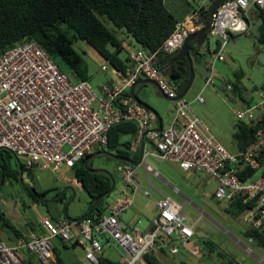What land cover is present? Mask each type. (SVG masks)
<instances>
[{
    "label": "built area",
    "instance_id": "obj_1",
    "mask_svg": "<svg viewBox=\"0 0 264 264\" xmlns=\"http://www.w3.org/2000/svg\"><path fill=\"white\" fill-rule=\"evenodd\" d=\"M195 3L194 10L176 24L174 33L157 52L136 49L129 54L125 73L115 70L121 84L104 85L101 96L86 81H77L65 74L36 41L25 42L0 54V150L7 149L21 162L27 172L59 171L64 165L73 168L85 157L107 147L112 127L121 122H133L139 134L131 144L137 153L142 141L155 148L153 156L160 161H172L186 172L205 174L218 182L216 198L231 202L241 198L244 203L255 202L245 215V223L255 229L264 227V130H258L256 140L243 152L232 153L209 134L207 126L196 116L186 98L179 94L160 68V57L179 50L187 38L202 27V13L211 4L206 0H187ZM264 8V0H230L218 10L209 35L219 37L225 48L233 34L250 36L248 10ZM221 53V51H220ZM217 55L218 59L224 57ZM209 76H204L207 87L215 86V62L205 63ZM141 79L156 82L169 99L174 100L175 114L171 123L161 132L156 115L139 105L129 90ZM224 87V88H223ZM222 89L233 90L223 81ZM198 101L204 103L203 98ZM238 121L259 122L264 116V86L259 90V103L244 110H236ZM118 166L123 181L121 196L102 214L98 222L86 218H60L53 222L48 217L40 220L39 232L24 234L9 245L0 241V264H22L27 251L38 262L51 264L55 240L63 243L78 242L85 249L88 264H102L101 239L107 247L122 249L124 264H148L147 255H157L167 249L175 256L181 245L187 247L195 235L183 211V206L171 197L162 195L158 201V215L147 231L137 226L122 225V217L134 205L141 181L137 168L124 163ZM255 171L247 180L241 178L246 170ZM150 175L159 174L149 165ZM144 195L151 198L149 191Z\"/></svg>",
    "mask_w": 264,
    "mask_h": 264
},
{
    "label": "rangeland",
    "instance_id": "obj_2",
    "mask_svg": "<svg viewBox=\"0 0 264 264\" xmlns=\"http://www.w3.org/2000/svg\"><path fill=\"white\" fill-rule=\"evenodd\" d=\"M210 2L211 0H207L208 4ZM102 20L112 31L115 30L113 24L106 18H102ZM260 25L261 21L259 19L251 20L250 36L235 33L233 38L228 41L225 49L226 62L214 60L215 71L228 83H236L240 79V86L243 90L241 95L244 99H241L238 93L232 90L221 89L222 83L219 80L214 81V88L207 87L203 76H209L210 72L203 61L196 60L194 62L195 80L191 90L185 97L192 105L197 117L209 128L211 136L228 150L233 149L235 144L234 134L239 123L235 111L246 109L247 102L259 103V90L264 84V47L257 43ZM119 37L124 40L126 46L125 50L119 54L121 59L124 60L129 56L127 45L131 46L130 43H133L137 46L138 44L128 37L125 32L119 31ZM209 38L212 48L216 47L219 37L213 38L210 36ZM74 48L82 56L87 67L88 83L100 97L101 88L107 85L105 83L110 79L111 65L84 42H75ZM111 50L114 51L113 48ZM205 59L213 60L210 56H206ZM54 61L65 74L70 77L73 76L71 70L61 58L55 57ZM238 73H242L243 76L239 77ZM145 90L150 92L147 99L148 104L161 115L164 120L163 126L166 128L168 126L165 123L168 119L167 116H173V106L175 111L174 103L163 99L150 86H146ZM128 95L131 96L129 92ZM198 96L202 97L207 103L205 107L203 106V113L201 114L194 102V99ZM163 111H167V114H164ZM144 143L148 142L144 141ZM99 150L104 149L101 148L97 151ZM145 162L167 182L163 180L159 182L154 177L156 175L151 173V184L163 195L171 197L183 206L187 220L191 225H195V235L187 245L193 254L187 252L183 246L178 245L180 253L176 256L171 255L169 252H167L169 256L156 255L162 264H179L181 261H186L189 264H225L229 257L240 264H264V246L256 239L246 236L250 226L245 223V216L231 217L227 212L229 202L220 201L216 198L218 182L215 178L205 174L186 172L178 163L172 161H160L148 157ZM12 164L16 167L17 160H12ZM146 164L142 162L140 167H136L139 180L142 183L136 194L134 206L123 216L124 221L131 222V226H137L142 231L152 224L151 222L157 214L156 204L162 198V195L159 194L161 197L157 195V191L150 188L147 182L146 167L148 165ZM118 166L115 160H108L106 156L97 157L93 161L94 169H107L117 180L114 192L106 198L107 204L115 202L121 196L123 181L118 172ZM74 182L71 167L67 165L56 172L52 170H35L32 175L26 172L20 183L13 179L6 180V185L3 186L0 192V208L19 229L28 233L29 227L25 225L26 223L39 222L47 217L42 210L43 207L31 203L24 187L36 188L39 192L50 190L48 194L50 200L55 198L63 188L72 187L75 196L72 192L68 195V198L71 199L67 219L81 220L90 209V197ZM145 191L150 192L151 198L144 195ZM24 204L30 206V208L24 209ZM121 223L125 226L122 219ZM208 240L216 244L218 249L229 257L224 260L219 256L218 251L211 252L208 250L205 246V241ZM101 241L104 247L107 246V243L104 244L106 238H102ZM55 243L60 258L66 264H88L85 260V249L82 246L72 249L75 241L66 243L67 248L63 246V243L59 244L58 240H55ZM108 248L105 249L104 255L114 262H120L121 256L124 254L123 250L119 248V254L115 249ZM22 253L26 259L29 258L27 251H22Z\"/></svg>",
    "mask_w": 264,
    "mask_h": 264
},
{
    "label": "trees",
    "instance_id": "obj_3",
    "mask_svg": "<svg viewBox=\"0 0 264 264\" xmlns=\"http://www.w3.org/2000/svg\"><path fill=\"white\" fill-rule=\"evenodd\" d=\"M185 1L190 5L195 4ZM211 6L207 10L200 9L203 16L210 12ZM255 8L256 16L261 21L257 43L264 47V8ZM198 9L196 8L195 10ZM102 18H106L111 22L115 30L112 31ZM182 20L184 18L180 20L171 12L167 5V0H0V54H4L25 42L36 41L53 60L55 57L61 58L77 81L88 82L87 67L82 56L74 48L75 42L81 41L91 46L102 59L111 65L112 69L125 73L130 58L128 56L123 60L119 56L125 50V42L119 37V31L125 32L128 37L138 44L137 46L140 49H144L147 52H157L174 33L176 24ZM203 23L207 22L203 21ZM196 43L192 42L190 44V54L194 61L202 62L207 54L202 52L196 46ZM180 59L183 63V68H173L169 77L163 72L167 75L178 94L183 92L190 76L185 56L181 55ZM237 75L239 77L243 76L242 73ZM231 84L233 85L232 91L238 93L240 98L244 99L241 95L243 90L240 86V79L236 83ZM247 104V108L254 105L252 101L247 102ZM260 129L264 130V116L259 122L255 120L251 122L239 121L234 134L237 153L245 151L256 140V134ZM138 134L136 123L121 122L112 127L109 133V143L103 149L119 156L137 160L140 150L135 154L131 152L130 147ZM106 158L113 160L109 157ZM14 159V154L9 150H0V192L3 186L6 185L7 179H13L20 183V167L18 164H16V167L13 166L12 160ZM93 161L94 159L89 163L91 168H93ZM116 162L118 165H125L123 162ZM21 168L25 174L26 170L23 165H21ZM71 170L73 178L77 180L81 188L90 197V208L112 186V181L106 174L87 171L85 169V159L73 166ZM29 174L32 175V172L30 171ZM254 174L255 171L248 169L241 174V178L247 180ZM34 189L36 193H33L29 187H24L32 204L43 207L44 214L53 222L64 217L62 212L51 208V202H44L41 199H48L50 190L39 192L36 188ZM106 198L108 196L99 202L87 218L96 223L98 222L99 217L107 211L109 206L106 203ZM60 199L62 200V198ZM55 203H58V201L53 204ZM25 205H23L24 209L30 208V206ZM254 207L255 202L253 201L244 203L243 199L235 198L229 203L227 212L231 217L238 218L245 216ZM28 227L29 232H39L40 230L37 221L28 222ZM0 230L6 233L12 242L24 235L1 208ZM246 236L256 239L264 246V227L262 229L250 227L246 232ZM0 241L3 240L0 239ZM58 242L59 244L63 243L60 240ZM63 244L67 248V245ZM205 246L211 252L218 251L219 256L224 260L229 257L209 240L205 241ZM163 250L165 251V249ZM145 260L148 264H162L152 254L145 256ZM101 263L120 264L109 261L104 257H101ZM22 264L43 263L38 262L35 257L29 256ZM51 264H66L60 258L56 243L54 259ZM179 264L189 263L181 261ZM225 264L240 263L229 257Z\"/></svg>",
    "mask_w": 264,
    "mask_h": 264
},
{
    "label": "water",
    "instance_id": "obj_4",
    "mask_svg": "<svg viewBox=\"0 0 264 264\" xmlns=\"http://www.w3.org/2000/svg\"><path fill=\"white\" fill-rule=\"evenodd\" d=\"M229 1L230 0H213L210 12L205 14L204 16H202V21H204V22L206 21L207 23L203 24V26H202V28L200 30H198L196 33L192 34L189 38H187L186 41L184 42L183 46L179 50H177V51H175L174 53L171 54V58H174L175 60L178 59V57L180 58L181 55H184L186 60H187L188 66H189V73H190L188 83H187L185 89L183 90V92L181 94H179L177 99H182V98L187 96V94L191 90V88L193 86V83H194V80H195V75L196 74H195V70H194V60L192 58V55L190 54V44L192 42H197L196 46L199 49L203 48L204 44H206L207 49L210 47V38H209L210 35H209V33L214 27V23H215V20L217 18L218 10H219L220 7L224 6ZM221 47H222V44L219 41L218 42V49L215 52L216 55H218L220 53ZM208 56H210L209 53H208ZM182 65H183V63H182ZM175 69H179V68H175ZM166 74L169 77L170 73H166ZM146 86H150V87L154 88L156 90V92H158L159 95L163 99H165L167 101H170V102H174V100L169 99L165 94H163V92L160 90V88H159V86H158V84L156 82H154L152 80H148V79H141L130 90L131 97L139 105L143 106L144 108L148 109L149 111L153 112L156 115L159 127L155 131L156 132H161L163 130V127H164L163 126V122H162V117L147 102V99L149 98L150 92L149 91H145L143 89L140 92H138V88L146 87ZM144 144H145L144 141H142L141 148H140V154H139V158H138L137 161H135V160H133L131 158H128V157L119 156V155L114 154V153H112L110 151H107V150H99V151H97V152L93 153L92 155H90V156L85 158V169L87 171H89L90 173H103V174H106L111 179L112 186H111L110 190L105 195L100 196L95 201V203L90 208L88 214L82 219H86L92 213L94 208L99 204V202L104 197L111 195L114 192L115 187H116V180H115L114 175L107 169H94V168H91L89 166L90 161L92 159H95V158L99 157V156H106V157H109V158H111V159H113L115 161L123 162V163L129 164V165H132L134 167H140L142 165V162H143V159H144ZM15 159L17 160V164L20 167V173H21L20 174V182H21L22 178H23V174H24L23 173V169L21 168L22 164L19 162V160L16 157H15ZM30 190L33 193H36V190L34 188H30ZM67 190H70L73 193V196H75V191H74V189L72 187L65 188L59 195H56L55 198H53L51 200H48L46 202H52L53 203L54 200L59 199L61 197V195L63 193H65ZM69 203L70 202H68L65 205L64 209H63V216L65 218H67V211H68ZM78 246H80L79 243L75 242L74 245L72 246V249H76Z\"/></svg>",
    "mask_w": 264,
    "mask_h": 264
},
{
    "label": "crops",
    "instance_id": "obj_5",
    "mask_svg": "<svg viewBox=\"0 0 264 264\" xmlns=\"http://www.w3.org/2000/svg\"><path fill=\"white\" fill-rule=\"evenodd\" d=\"M207 1V0H206ZM212 3V0H211V2L209 3V4H211ZM167 5H168V7H169V9L171 10V12L173 13V14H175V16L178 18V19H183V18H185L186 16H188L193 10H195L196 8H198V6H197V4H188L185 0H167ZM256 6H252L249 10H248V14H247V23L249 24V26H250V22H251V20H257L258 18H257V16H256V8H255ZM203 24H205V23H203V21H202V23H201V25L203 26ZM201 26V27H202ZM130 45L131 46H129V45H127L128 46V54H130L131 52H133V51H135L136 49H139V47L138 46H136L135 44H131L130 43ZM196 45H197V43H196ZM125 48H126V46H125ZM210 48V49H209ZM208 49H207V47H206V44H204V47L203 48H201L202 49V52H206V54H207V56H208V53H209V55H210V57H212V59L213 60H209V59H205L206 57H204V59H203V61H204V63H206V61L208 62V61H216V60H218L219 62H226V56H225V49H226V46H225V48L223 49V50H221V53H220V55L221 56H223L224 57V59L223 60H220V59H218L217 57V55L215 54V52L217 51V49H218V45L216 46V47H214V48H212V46H211V43H210V47H209ZM193 58V57H192ZM104 60V59H103ZM105 61V60H104ZM195 62V61H194ZM183 68V65H182V61H181V59L178 57V59H174V58H171V54H163L161 57H160V68H161V70H162V72H164V73H171V71H172V69L173 68H179V69H181V68ZM108 72V71H107ZM215 75H216V79L215 80H219L221 83H223V81H226V79H223L221 76H220V74H217V72L215 71ZM203 79H204V76H203ZM105 84H107V85H119V84H121V80H120V78H119V75H117L116 73H115V70L114 69H112L111 70V72H110V79L108 80V82H106ZM224 88V87H223ZM145 90V87H140V88H138V92H140L141 90ZM221 89H222V84H221ZM224 90V89H223ZM146 91V90H145ZM129 94H130V91H129ZM200 96H198V97H196V99H194V102H195V106H198V110H200L199 111V113L201 114V113H203V111H202V108H203V106L205 107L206 105H207V103L204 101V103H200L199 101H198V98H199ZM202 98V97H201ZM174 103V102H173ZM175 105V104H174ZM190 107H191V109L193 110V107H192V105H190ZM194 109H196L195 107H194ZM164 112V114H167V111H163ZM194 112V111H193ZM172 114H173V116H167V121L165 122V123H167V125H169L170 123H171V121H172V119H173V117H174V114H175V111H174V106H173V112H172ZM197 116V115H196ZM202 121V120H201ZM162 122H164V120H163V118H162ZM203 122V121H202ZM207 126V125H206ZM208 128V127H207ZM208 130H209V128H208ZM209 134H210V130H209ZM211 135V134H210ZM222 144V143H221ZM229 151H231V152H233V153H237L238 152V150H237V147H236V145L234 144V146H233V149L232 150H229ZM154 152H155V149H154V147L152 146V145H150L149 143H145L144 144V159H143V163L144 164H146V159L148 158V157H151V158H154V159H156L154 156H153V154H154ZM139 154H140V151H139ZM138 160V159H137ZM136 160V161H137ZM157 160V159H156ZM146 165H148V164H146ZM150 166V165H149ZM161 175L159 174V177H160ZM157 180H159V182H162L161 180H163L164 182H166L163 178H159V177H156V176H154ZM73 181H75L74 182V184H77V185H79L80 187H81V185L77 182V180L76 179H74L73 178ZM148 182V181H147ZM142 183V182H141ZM167 183V182H166ZM73 185V184H72ZM141 186V185H140ZM155 188V187H154ZM123 189V188H122ZM156 189V188H155ZM122 191V190H121ZM155 191H157V195H163L159 190H155ZM159 195V196H160ZM136 197V196H135ZM161 197V196H160ZM118 199V198H117ZM116 199V200H117ZM115 200V201H116ZM135 200V199H134ZM187 201V200H186ZM114 203V202H113ZM113 203H111V204H113ZM158 203V202H157ZM111 204H108V205H111ZM134 204H135V201H134ZM134 206V205H133ZM132 206V207H133ZM0 207H1V204H0ZM132 207H131V209H132ZM156 208H157V214H156V216L158 215V206H157V204H156ZM129 211V210H128ZM128 213V212H127ZM126 213V214H127ZM125 214V215H126ZM155 219V218H154ZM136 220V219H135ZM122 221L124 222V224L126 223L127 225H129V226H131V222H127V221H124L123 220V217H122ZM38 222V221H37ZM153 222V221H152ZM151 222V223H152ZM39 223V226H40V221L38 222ZM26 226H28V223H26L25 224ZM151 226H152V224L150 225V226H148L147 227V229L146 230H144V231H147V230H149L150 228H151ZM18 228V227H17ZM19 229V228H18ZM21 230V229H20ZM29 230V229H28ZM24 234H28V233H30L29 231H28V233L27 232H25V231H23V230H21ZM0 239H2L4 242H6V243H8L9 245H13V244H15L16 243V240H14L13 242L12 241H10L9 240V238H8V236H7V234L6 233H4L3 231H1L0 230ZM104 244H105V242H104ZM104 246V245H103ZM107 250V246H105L103 249H102V251H101V256L102 257H104L105 259H108L109 261H112L111 259H109V258H107L105 255H104V251H106ZM108 249H115V251L117 252V253H119L120 252V250L116 247H111V246H109V248ZM119 251V252H118ZM167 252H168V250L167 249H165V251L164 250H161V251H159V255H168L167 254ZM120 254V253H119ZM190 254H193V253H190ZM169 256V255H168ZM176 256V255H175ZM125 260H126V256H125V254H123L122 256H121V261L120 262H115V263H120V264H124L125 263ZM112 262H114V261H112Z\"/></svg>",
    "mask_w": 264,
    "mask_h": 264
},
{
    "label": "flooded vegetation",
    "instance_id": "obj_6",
    "mask_svg": "<svg viewBox=\"0 0 264 264\" xmlns=\"http://www.w3.org/2000/svg\"><path fill=\"white\" fill-rule=\"evenodd\" d=\"M26 172H27V171H26ZM64 189H65V188H63V189L59 192V194H60ZM69 193H71V191H70V190H67L65 193H63V194L61 195L60 198H62V200L59 198V199H56V200L53 201V203L56 202V201H58V203L53 204V203L51 202V203H52L51 208H52L53 210H57L58 212H62V214H63V209H64L65 205H66V204L70 201V199H71V198H68ZM59 194H57V195H59ZM41 199H42L44 202L50 200V198H48V199L41 198ZM60 207H61L62 209H61Z\"/></svg>",
    "mask_w": 264,
    "mask_h": 264
},
{
    "label": "bare ground",
    "instance_id": "obj_7",
    "mask_svg": "<svg viewBox=\"0 0 264 264\" xmlns=\"http://www.w3.org/2000/svg\"><path fill=\"white\" fill-rule=\"evenodd\" d=\"M136 154V153H135Z\"/></svg>",
    "mask_w": 264,
    "mask_h": 264
}]
</instances>
